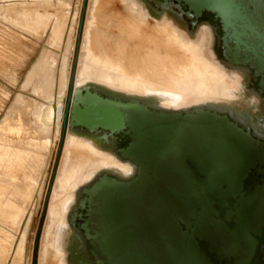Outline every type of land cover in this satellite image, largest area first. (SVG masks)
<instances>
[{"label": "rangeland", "instance_id": "374dc122", "mask_svg": "<svg viewBox=\"0 0 264 264\" xmlns=\"http://www.w3.org/2000/svg\"><path fill=\"white\" fill-rule=\"evenodd\" d=\"M82 2L0 0V264H49V261H41L42 240L51 192L63 162L67 134L94 142L99 150L116 160L114 163H128L117 157L104 140L100 144L95 138L89 139L92 134L87 132L77 129L73 133L66 131L60 143V129L52 126L48 135L41 136L31 125L32 112L39 104L45 105L48 101L43 96L52 94L51 99H54L61 93L65 101L74 60L75 87L93 85L110 94L150 101L160 109L188 110L210 104L250 105L251 95L245 89L248 81L243 69L229 67L217 58L209 27L198 25L189 31L184 19L175 12L148 11V0H87L84 10ZM123 6L128 7L131 16L144 14L146 26L142 25L138 31L121 27L120 19L123 17L119 18V15H124L121 14ZM82 12L84 18L78 38ZM109 13L118 17L114 19ZM128 20L124 19V22L130 25L134 23ZM165 22L171 23L174 30L184 33L191 42H196L201 30L206 29L208 35L203 51L209 60L227 73L225 80L229 96L180 102L179 94L183 92L177 93L161 83L162 77L183 73L181 70L191 59L188 52L165 40L164 35L153 34L151 29ZM164 53L170 60L182 58L186 63L179 65V60L174 59L171 63L176 61L178 64L175 66H170L169 60H163L160 65L156 61L157 54L165 56ZM83 54L97 55L98 59L94 56L93 61H105L107 65L104 71L130 81L132 88L121 89L95 79L77 83L80 62L85 61V58L81 61ZM38 64H42L45 73L39 88L35 81L28 79ZM169 69L174 70L169 72ZM63 82L64 86L60 89ZM170 96L174 102L167 104ZM128 171L127 168L120 174L115 168L104 167L94 171L88 180L74 188L72 197L65 205L63 219L64 248L69 264H79L75 263L74 257L73 261L70 257L71 253L77 251L81 240L69 223V215L81 189L104 172L128 176L122 175Z\"/></svg>", "mask_w": 264, "mask_h": 264}, {"label": "water", "instance_id": "95a60500", "mask_svg": "<svg viewBox=\"0 0 264 264\" xmlns=\"http://www.w3.org/2000/svg\"><path fill=\"white\" fill-rule=\"evenodd\" d=\"M176 1L194 17L203 10L214 13L221 23L223 59L261 76L264 0ZM83 18L82 12L78 38ZM75 64L56 112L59 142L68 129L124 133L130 141L119 149L120 157L137 166L131 179L103 174L80 191L78 207L85 210L79 214L84 216L80 229L94 264H212L197 238L208 228L212 203L223 205L254 164L259 149L253 139L225 115L208 110L153 108L136 99L103 96L90 85L74 89Z\"/></svg>", "mask_w": 264, "mask_h": 264}, {"label": "flooded vegetation", "instance_id": "af4514ba", "mask_svg": "<svg viewBox=\"0 0 264 264\" xmlns=\"http://www.w3.org/2000/svg\"><path fill=\"white\" fill-rule=\"evenodd\" d=\"M146 5L151 13L160 11L175 12V15L184 19L183 21L189 31L198 25L209 27L213 40V52L217 58L229 67L242 68L247 77L248 83L245 89L251 95L250 105L236 107L229 104H210L196 106L182 112L203 109L225 115L237 127L247 132L253 139L254 144L257 145L259 152L256 160L254 164L247 166L246 173L238 184V190L225 197L223 205H219L217 200L212 203L214 211L209 213L207 223L204 222L208 228L206 232L202 233L203 238H197V242L212 264H264V84L263 86L259 85L260 78L264 76V72L261 76H257L255 70L250 66L232 65L223 59L221 23L214 13L203 10L198 17H194L189 13V8L186 4L176 0H168L166 3L163 0H148ZM90 88L103 96L122 100L136 99L150 107L158 108L157 105L147 100L110 94L93 85H90ZM80 131L85 132L84 130ZM89 137V139H97L100 144L104 140L105 145L117 157L129 163H126L129 169L128 173H122V175L129 174L128 176H121L113 172H104L99 176L107 174L123 180H128L135 176L137 166L131 161L120 157L119 152V149L126 147L130 141L128 135L124 133L108 135L104 131H99ZM116 171L120 173L119 170L116 169ZM99 176L86 186H89ZM201 178H203L202 175ZM225 186L226 184H223L221 188ZM82 197L83 195L80 192L77 203L69 215V223L81 240L77 251L73 254L71 253L70 257L72 260L74 257L75 263L94 264L91 246L84 239L83 232L80 229L84 216L82 215L80 218L79 214L85 213V210H81L78 207L79 200ZM199 211L200 209L197 210V212ZM220 223L226 229L220 227ZM192 228L193 225L188 229V232H191ZM210 248H213L214 251H210Z\"/></svg>", "mask_w": 264, "mask_h": 264}, {"label": "bare ground", "instance_id": "6f19581e", "mask_svg": "<svg viewBox=\"0 0 264 264\" xmlns=\"http://www.w3.org/2000/svg\"><path fill=\"white\" fill-rule=\"evenodd\" d=\"M121 12V14L124 13V15H119V18L123 17L127 20L131 19L134 22L132 26L129 23H125L123 18V20L120 19V21L122 22V24H120L123 28L138 31L142 25L146 24L145 17L143 16L144 14L142 13L131 16L132 14L126 6L122 7ZM109 14L111 15V17H113L111 13ZM117 17L115 15L113 18L116 19ZM155 27L157 28L151 29L154 35H164L165 40L170 41L173 45H178L179 47H181V49H184L191 56L188 64L185 65L184 69L181 70L183 73L177 71L179 74H177V76H173L172 74L167 75V73L166 75L168 76V78L162 77L161 80V83L166 84L169 89H174L177 91V93L180 91L183 92L182 94H179L180 102L199 98L216 99L224 96H229L227 87L228 84L227 80H225L227 73L219 66H217L214 62L209 60L203 51V45H205L208 35L206 29L201 30L196 42H191L184 33L178 32V30H174L171 23L165 22L159 26L155 25ZM104 45L106 44H103V46ZM94 56L95 55L92 54H86L82 56L81 61L84 60V58L85 61L80 62L76 76L77 83L84 82L87 79H95L105 82L106 84L119 87L121 89L125 88L129 90L130 88H132L133 85L130 81H126V79H124L123 77L114 76L112 73L104 71L107 63L105 61H100L102 59L93 61V58H97V55L95 57ZM174 59L177 60L176 58ZM174 59L171 58V60ZM181 59L182 58L178 59L179 65H182V63H186V61L183 62V60ZM163 60H169L167 62L170 63V66H175V64H178L176 61L171 63V60L166 55L159 56L157 54L156 61L159 62L158 64L161 65V62L163 63ZM43 70L44 69L42 67V64H38L35 71L30 74L31 76H29L28 78L31 81H35L38 88L41 81L44 79L45 73L43 72ZM171 70L169 72H171ZM63 86L64 82L60 85V89ZM82 87L83 85L79 87H75L74 85V89H80ZM51 95L52 94L43 96L48 100L47 103L45 105L39 104V106L32 112V119L30 120L31 125L38 130L39 135L41 136L48 135L52 126L55 127L56 130L60 129V123L56 119V112L58 104L62 99V94L59 93L56 97H54V99H51ZM168 102L169 103L167 104H171L174 102L172 100V96H170ZM67 132L73 133L74 129H68ZM62 160V166L57 172V178L51 192L47 226L42 240L43 242L40 255L41 261H49V264H69L68 260H66L64 248L65 232L63 229V219L65 205L68 204V200L72 197L74 188L79 183L88 180L92 176L93 172L98 169L104 167H112L119 170L120 172H125L128 168L125 164L114 163L116 160H114V158L110 154L99 150L94 142L89 140L84 141L71 134H67L65 147L62 154Z\"/></svg>", "mask_w": 264, "mask_h": 264}]
</instances>
